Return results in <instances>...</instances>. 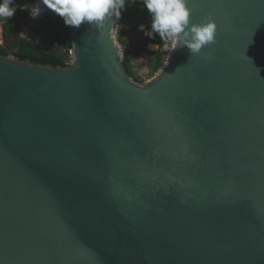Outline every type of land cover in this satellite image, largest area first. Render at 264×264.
Listing matches in <instances>:
<instances>
[{
    "label": "water",
    "instance_id": "1",
    "mask_svg": "<svg viewBox=\"0 0 264 264\" xmlns=\"http://www.w3.org/2000/svg\"><path fill=\"white\" fill-rule=\"evenodd\" d=\"M189 7L216 43L146 82L111 27H69L66 67L0 55V264H264V0Z\"/></svg>",
    "mask_w": 264,
    "mask_h": 264
},
{
    "label": "clouds",
    "instance_id": "2",
    "mask_svg": "<svg viewBox=\"0 0 264 264\" xmlns=\"http://www.w3.org/2000/svg\"><path fill=\"white\" fill-rule=\"evenodd\" d=\"M134 2L135 0H38L31 6L24 5L21 10L27 9L29 16L35 20L44 11L41 7L44 5L62 18L65 26L79 28L82 24H87L97 29L111 27L115 32L121 27L116 21L121 19L122 11L127 4ZM141 2L150 16V28L146 29L141 24L138 30L150 39H154L156 35L161 39H170L172 51L178 47H186L191 56L199 54L205 46L216 43V23L211 17L201 23H193L189 0ZM16 11L15 0H0V19H10Z\"/></svg>",
    "mask_w": 264,
    "mask_h": 264
},
{
    "label": "trees",
    "instance_id": "3",
    "mask_svg": "<svg viewBox=\"0 0 264 264\" xmlns=\"http://www.w3.org/2000/svg\"><path fill=\"white\" fill-rule=\"evenodd\" d=\"M34 0H15L17 11L10 19H0L2 24L3 45H0V55L8 56L13 54L16 58L40 65H50L53 67H66L70 61L71 39L69 34V26H65L63 19L57 15L47 17L42 21V28L47 39L52 46V52L42 50L36 42L27 41L21 36L24 26L32 22V18L28 14V10H21L24 5H28ZM118 25L127 24L130 32L144 38L143 45H137L135 49L125 54L124 66L127 73L138 82H143L138 74L134 71L133 62L136 61L141 53H144L143 67L147 68L154 76L163 67V51L162 45L158 38L150 39L143 32L138 30V26L143 24L150 28V16L143 7L142 3L134 2L126 5V9L122 11L121 19ZM130 32H124L119 36V43L128 47L129 41L125 38ZM158 45L160 50L157 52L147 50L148 45Z\"/></svg>",
    "mask_w": 264,
    "mask_h": 264
},
{
    "label": "rangeland",
    "instance_id": "4",
    "mask_svg": "<svg viewBox=\"0 0 264 264\" xmlns=\"http://www.w3.org/2000/svg\"><path fill=\"white\" fill-rule=\"evenodd\" d=\"M34 3L35 2H30V3H28V6H31ZM0 29L3 32V28H2L1 23H0ZM129 30L130 29L126 30V29L119 28L115 34L116 41L119 42V39H118L119 36L124 32H130ZM2 32H1V36H0V45H3ZM23 37H24V34H23ZM125 38L129 41V46L127 47L128 48L127 50L129 52L131 49H135L137 45H143L144 44V38L137 36V34H135L133 32H130L129 34H127ZM147 50L157 52L160 50V46H158V48L156 50H152L151 48L149 49V45H148ZM144 57H145L144 53H141L140 57L136 61L133 62V66H134L133 68H134V71L138 74V76L142 79V81L146 82L149 79H151L153 76H151V74L147 68L143 67L144 60H145Z\"/></svg>",
    "mask_w": 264,
    "mask_h": 264
},
{
    "label": "built area",
    "instance_id": "5",
    "mask_svg": "<svg viewBox=\"0 0 264 264\" xmlns=\"http://www.w3.org/2000/svg\"><path fill=\"white\" fill-rule=\"evenodd\" d=\"M120 26H121L120 28L122 29H126V30L130 29V27L127 24H122ZM145 28L148 29L147 26H145ZM21 36L23 37V33H21ZM156 37L158 38L160 44L162 45V51H163L162 58H163V66H164L169 61V58L173 52L172 51V41L170 39H161V37H159L158 35H156ZM118 46L124 54H127L129 52L127 50L128 48L125 46H122L119 42H118Z\"/></svg>",
    "mask_w": 264,
    "mask_h": 264
},
{
    "label": "bare ground",
    "instance_id": "6",
    "mask_svg": "<svg viewBox=\"0 0 264 264\" xmlns=\"http://www.w3.org/2000/svg\"><path fill=\"white\" fill-rule=\"evenodd\" d=\"M1 29H0V36H1ZM151 48H154L155 50L157 49V47L156 46H152Z\"/></svg>",
    "mask_w": 264,
    "mask_h": 264
},
{
    "label": "crops",
    "instance_id": "7",
    "mask_svg": "<svg viewBox=\"0 0 264 264\" xmlns=\"http://www.w3.org/2000/svg\"><path fill=\"white\" fill-rule=\"evenodd\" d=\"M152 46H156L157 48H158V45H153V44H151V47ZM150 49V48H149ZM152 50H155L154 48H151Z\"/></svg>",
    "mask_w": 264,
    "mask_h": 264
},
{
    "label": "flooded vegetation",
    "instance_id": "8",
    "mask_svg": "<svg viewBox=\"0 0 264 264\" xmlns=\"http://www.w3.org/2000/svg\"><path fill=\"white\" fill-rule=\"evenodd\" d=\"M25 27V26H24Z\"/></svg>",
    "mask_w": 264,
    "mask_h": 264
}]
</instances>
